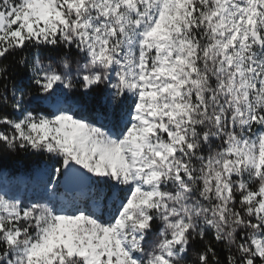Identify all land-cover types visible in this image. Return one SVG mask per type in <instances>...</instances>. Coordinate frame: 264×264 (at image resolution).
I'll return each instance as SVG.
<instances>
[{"label": "snow or ice", "instance_id": "1", "mask_svg": "<svg viewBox=\"0 0 264 264\" xmlns=\"http://www.w3.org/2000/svg\"><path fill=\"white\" fill-rule=\"evenodd\" d=\"M0 264H264V0H0Z\"/></svg>", "mask_w": 264, "mask_h": 264}]
</instances>
